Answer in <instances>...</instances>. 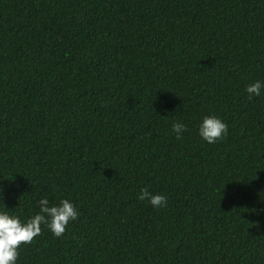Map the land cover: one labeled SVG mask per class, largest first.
I'll use <instances>...</instances> for the list:
<instances>
[{
	"label": "trees",
	"instance_id": "obj_1",
	"mask_svg": "<svg viewBox=\"0 0 264 264\" xmlns=\"http://www.w3.org/2000/svg\"><path fill=\"white\" fill-rule=\"evenodd\" d=\"M255 80L264 0H0V208L78 211L16 264H264ZM206 114L227 125L212 144Z\"/></svg>",
	"mask_w": 264,
	"mask_h": 264
},
{
	"label": "clouds",
	"instance_id": "obj_2",
	"mask_svg": "<svg viewBox=\"0 0 264 264\" xmlns=\"http://www.w3.org/2000/svg\"><path fill=\"white\" fill-rule=\"evenodd\" d=\"M264 87L261 81L255 80L245 85V92L248 98L259 96L261 88ZM183 122L174 121L171 130L179 138L185 130ZM199 137L209 143H215L227 135V125L217 115H203L197 127ZM137 199L146 201L152 207H163L166 204V197L160 193H152L147 187L139 190ZM37 211L31 216L21 219L19 216L10 214L7 207L0 208V264H16L18 248L23 244L30 243L34 237L41 232V225H44L53 236H60L64 233L69 221L78 217L76 206L67 198H59L57 203H49L47 197H41L37 202Z\"/></svg>",
	"mask_w": 264,
	"mask_h": 264
}]
</instances>
